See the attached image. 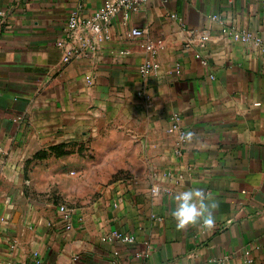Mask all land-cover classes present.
<instances>
[{
    "label": "crops",
    "instance_id": "1",
    "mask_svg": "<svg viewBox=\"0 0 264 264\" xmlns=\"http://www.w3.org/2000/svg\"><path fill=\"white\" fill-rule=\"evenodd\" d=\"M102 2L0 0V264H207L254 244L264 264L260 1L151 0L117 13L108 40L65 37L68 15ZM59 40L80 57L61 64ZM147 59L159 67L142 77ZM173 114L191 140L167 132ZM189 186L217 202L212 229L176 227Z\"/></svg>",
    "mask_w": 264,
    "mask_h": 264
},
{
    "label": "built area",
    "instance_id": "2",
    "mask_svg": "<svg viewBox=\"0 0 264 264\" xmlns=\"http://www.w3.org/2000/svg\"><path fill=\"white\" fill-rule=\"evenodd\" d=\"M151 0H103L101 6L93 12L90 16L85 19H82L77 13H71L67 16L65 23L63 24L62 32L66 38H71V36L76 32H85L92 36L93 39L97 41L108 40L109 36V28L112 19L117 13H122L126 18L130 13L137 11L140 6L146 4ZM161 2H167L168 0H157ZM262 8V12L264 15V0H259ZM216 17H212L215 19ZM130 37L134 39L144 38L146 33L143 29L140 28H132L130 30ZM233 39L236 41H240L243 43L249 42L251 40L259 43L258 39H254L253 35L247 31L235 32L233 34ZM208 40V35L206 32H203L200 37L201 45H204ZM86 44V42H85ZM55 47L61 53V64L66 65L73 60H76L80 57V52L75 48L70 47L63 40H59L55 43ZM160 46H154L151 42L146 43V50L150 52L151 57L155 56ZM121 54H126L127 52H120ZM158 64L154 61L147 59L145 60L139 67L138 72L142 77H147L158 69ZM169 128L167 130L168 133H177L178 136H184L185 133L179 126V118L176 114H173L169 118ZM187 140L181 139V142L184 143ZM1 152V148H0ZM158 192V190H155ZM168 194L169 192L166 191ZM58 212L64 227L65 231H69L71 229V219L74 213L73 209L59 206ZM111 237L114 240H119L125 243H133V238L127 236L121 232L114 231L111 234ZM260 250V246L257 244L246 247L238 257H234L231 255H226L221 258L211 259L207 262V264H256L254 260V252ZM36 256V254H35ZM137 258H147L148 252H142L136 255ZM237 260V261H236ZM35 264H43L39 260L35 261Z\"/></svg>",
    "mask_w": 264,
    "mask_h": 264
},
{
    "label": "clouds",
    "instance_id": "3",
    "mask_svg": "<svg viewBox=\"0 0 264 264\" xmlns=\"http://www.w3.org/2000/svg\"><path fill=\"white\" fill-rule=\"evenodd\" d=\"M191 138V132L181 137L183 140H191ZM173 199L175 207L171 215L178 229H185L198 223H202L209 230L214 227V210L218 207V204L203 189L185 187L175 192Z\"/></svg>",
    "mask_w": 264,
    "mask_h": 264
}]
</instances>
